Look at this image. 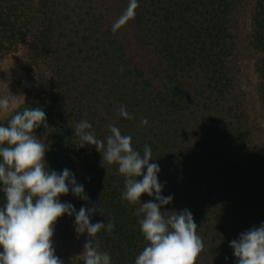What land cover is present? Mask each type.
I'll return each instance as SVG.
<instances>
[{"label": "trees", "instance_id": "trees-1", "mask_svg": "<svg viewBox=\"0 0 264 264\" xmlns=\"http://www.w3.org/2000/svg\"><path fill=\"white\" fill-rule=\"evenodd\" d=\"M129 3L0 0V64L15 60L0 71V97L18 102L0 124L26 107L45 111L48 126L35 129L49 145L45 159L84 185L87 206H99L92 223L114 224L95 237L112 264H134L145 247L142 217L121 198L118 166L81 147L73 134L81 120L105 143L114 124L141 154L150 147L162 195L173 196L164 210L187 208L197 223L196 264H235L229 243L264 222V146L253 138L264 119V0H137L135 16L124 19ZM243 61L252 95L239 85ZM121 106L132 119L118 115ZM75 200L78 211L85 202ZM73 221L63 246L80 252L64 254L63 264L84 260L87 236L77 238Z\"/></svg>", "mask_w": 264, "mask_h": 264}, {"label": "clouds", "instance_id": "clouds-1", "mask_svg": "<svg viewBox=\"0 0 264 264\" xmlns=\"http://www.w3.org/2000/svg\"><path fill=\"white\" fill-rule=\"evenodd\" d=\"M137 7V0H130L124 19L133 18ZM10 107H15L14 99L0 97V113H7ZM118 115L132 119L124 106ZM147 123L146 118L140 121L141 126ZM41 126H48L41 107H26L15 112L7 126L0 124V193L4 198L0 204V264H63L55 254L52 239L62 216L74 217L77 238L87 236L83 264H112L111 255L98 249L95 237L102 229L111 232L114 224L92 223L99 206H87L90 197L75 173L68 168L57 172L49 167L45 159L49 145L35 134ZM73 130L81 147L95 146L103 161L118 166L124 177L121 198L139 206L136 214L142 217L139 227L146 245L134 264H196L203 249L197 223L187 208L164 210L173 196L162 195L165 185L159 181L161 169L153 162L152 149L145 145L141 154L133 147L132 136L122 134L114 124L109 125L106 143L96 137L87 120L77 122ZM69 193L85 202L78 211L71 202L61 201L60 197ZM142 194L150 199L141 202ZM229 247L235 264H264V222L241 232Z\"/></svg>", "mask_w": 264, "mask_h": 264}, {"label": "rangeland", "instance_id": "rangeland-1", "mask_svg": "<svg viewBox=\"0 0 264 264\" xmlns=\"http://www.w3.org/2000/svg\"><path fill=\"white\" fill-rule=\"evenodd\" d=\"M17 56H15L16 58ZM14 59H9L7 62L0 64V71L7 69L10 66V63H13ZM14 84H17V81L15 80ZM254 84L255 79L252 74L251 64L249 61H243L242 63V69H241V75H240V81L239 85L242 90L245 92H248L252 95L254 91ZM23 100V99H22ZM15 105L18 103L17 99H14ZM11 108V107H10ZM258 126L257 129L253 132V138L254 140H259L263 146H264V119L261 117H258ZM61 201H68L71 202L75 206V197L69 193L66 196L60 197ZM67 225V216H62L61 218H58L56 224H55V233L53 239V244L56 249V255L64 262V254L69 252L72 256L77 255L80 252V249L78 247H72L70 251H67L63 246V236L65 231L68 229Z\"/></svg>", "mask_w": 264, "mask_h": 264}, {"label": "snow or ice", "instance_id": "snow-or-ice-1", "mask_svg": "<svg viewBox=\"0 0 264 264\" xmlns=\"http://www.w3.org/2000/svg\"><path fill=\"white\" fill-rule=\"evenodd\" d=\"M123 22V21H122Z\"/></svg>", "mask_w": 264, "mask_h": 264}]
</instances>
